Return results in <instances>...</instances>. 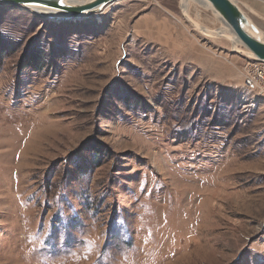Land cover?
<instances>
[{"label":"rangeland","instance_id":"374dc122","mask_svg":"<svg viewBox=\"0 0 264 264\" xmlns=\"http://www.w3.org/2000/svg\"><path fill=\"white\" fill-rule=\"evenodd\" d=\"M94 17L0 4V264H264V98L244 97L247 49L207 33L222 24L196 0ZM179 33L204 64L181 58ZM29 47L46 71L22 70Z\"/></svg>","mask_w":264,"mask_h":264},{"label":"water","instance_id":"95a60500","mask_svg":"<svg viewBox=\"0 0 264 264\" xmlns=\"http://www.w3.org/2000/svg\"><path fill=\"white\" fill-rule=\"evenodd\" d=\"M121 0H93L89 5L71 7L63 0H0V4L28 11L41 19L55 23L91 18L103 14L110 6ZM206 2L220 20L222 27L231 30L241 45L249 51L255 61L264 63V41L259 37L258 26L233 0H196ZM204 1V2H203ZM200 3V2H199Z\"/></svg>","mask_w":264,"mask_h":264},{"label":"crops","instance_id":"0c3cea01","mask_svg":"<svg viewBox=\"0 0 264 264\" xmlns=\"http://www.w3.org/2000/svg\"><path fill=\"white\" fill-rule=\"evenodd\" d=\"M245 2L249 4L247 5V7H245L246 9H248L249 13L257 17H263L262 19H264V0H245ZM239 6L246 14L248 13L240 4ZM173 45L174 47L182 49L181 58L188 56L191 63L199 65L204 64V62L202 61V55L198 54L199 48L190 39L188 40L185 35H182L181 33L174 35ZM240 85H242V82L240 83Z\"/></svg>","mask_w":264,"mask_h":264},{"label":"built area","instance_id":"2783aa9c","mask_svg":"<svg viewBox=\"0 0 264 264\" xmlns=\"http://www.w3.org/2000/svg\"><path fill=\"white\" fill-rule=\"evenodd\" d=\"M242 85L241 88L244 97L264 98V63L251 60L242 68Z\"/></svg>","mask_w":264,"mask_h":264},{"label":"trees","instance_id":"16d2710c","mask_svg":"<svg viewBox=\"0 0 264 264\" xmlns=\"http://www.w3.org/2000/svg\"><path fill=\"white\" fill-rule=\"evenodd\" d=\"M4 54L0 50V57H3ZM50 58L47 57L42 48L35 47L27 48L24 52L23 58L20 62V67L22 70H31V71H46L49 68Z\"/></svg>","mask_w":264,"mask_h":264},{"label":"bare ground","instance_id":"6f19581e","mask_svg":"<svg viewBox=\"0 0 264 264\" xmlns=\"http://www.w3.org/2000/svg\"><path fill=\"white\" fill-rule=\"evenodd\" d=\"M69 0H66V5L67 6H71V7H82V6H86L89 5L93 0H74L73 2H68ZM200 2L201 4H203L201 1H197ZM204 2V1H203ZM205 4H203L205 7H210L206 2H204ZM187 8V4L185 6V9ZM102 14H98L96 15L94 18H101ZM87 19V18H85ZM84 20V19H83ZM259 37L262 41H264V32H262L259 28ZM207 33H209L210 35L216 36V37H223V38H227L231 41H233L236 44H241L240 41L237 39V37L234 35V33L231 30H228L226 27H222L220 30L215 31V32H210L207 31ZM240 51V50H238ZM248 55L250 56L251 59H254L253 55L247 51Z\"/></svg>","mask_w":264,"mask_h":264},{"label":"snow or ice","instance_id":"6c2138e0","mask_svg":"<svg viewBox=\"0 0 264 264\" xmlns=\"http://www.w3.org/2000/svg\"><path fill=\"white\" fill-rule=\"evenodd\" d=\"M58 2H59L61 5H63V0H58Z\"/></svg>","mask_w":264,"mask_h":264}]
</instances>
